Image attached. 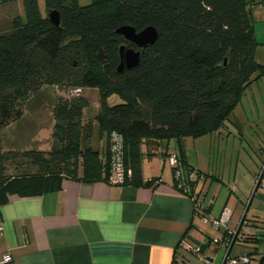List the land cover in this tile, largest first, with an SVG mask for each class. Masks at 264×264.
<instances>
[{
  "label": "trees",
  "instance_id": "trees-1",
  "mask_svg": "<svg viewBox=\"0 0 264 264\" xmlns=\"http://www.w3.org/2000/svg\"><path fill=\"white\" fill-rule=\"evenodd\" d=\"M257 1L44 0L42 14L38 0H21L23 15L13 16L9 31L0 33V128L20 118L44 84L79 91L54 100L56 145L49 151L0 149V205L10 195L56 190L63 178L113 182L114 134L120 137L124 170L123 179L113 183H155L157 178H142L141 144L176 139L181 175L173 177L175 186L200 197L188 175L182 140L218 130L251 81L264 76V64L254 56L259 43L251 8ZM51 11L58 13V25L50 22ZM123 25L137 31L152 26L157 39L139 49L116 31ZM121 45L140 50L136 67L118 70ZM84 89L98 93V110L86 122ZM112 95L121 102L108 104ZM94 123L104 140L100 150L90 145ZM193 207L205 217L203 207ZM222 236L230 244L234 233L225 230Z\"/></svg>",
  "mask_w": 264,
  "mask_h": 264
},
{
  "label": "crops",
  "instance_id": "crops-1",
  "mask_svg": "<svg viewBox=\"0 0 264 264\" xmlns=\"http://www.w3.org/2000/svg\"><path fill=\"white\" fill-rule=\"evenodd\" d=\"M16 2L0 4V9ZM251 10L259 43L254 56L264 64V3L258 0ZM13 16L9 14L7 23ZM256 125L264 127V76L251 81L218 130L183 138L184 150L188 146L197 150L201 176L191 180L206 219L194 213L192 198L175 186L166 153L177 151V141H150L147 153L152 154H143L141 160L143 180L157 178L150 186L63 178L56 190L29 197L10 195L0 205V263L9 255L14 264H202L194 245L202 244L205 254L210 236L201 226L225 216L227 225L219 228L218 241L225 230L234 233L260 174L253 159L226 150L218 140L236 134L246 139L257 133ZM261 135L259 141L264 130ZM184 154L186 162L191 161ZM200 158L207 159V166ZM213 158L218 167L212 166ZM257 189L232 246L238 244L234 254H247L246 264L264 263V192ZM214 239V264H220L224 241Z\"/></svg>",
  "mask_w": 264,
  "mask_h": 264
},
{
  "label": "rangeland",
  "instance_id": "rangeland-1",
  "mask_svg": "<svg viewBox=\"0 0 264 264\" xmlns=\"http://www.w3.org/2000/svg\"><path fill=\"white\" fill-rule=\"evenodd\" d=\"M81 4H87L90 2V0L85 1L81 0ZM18 5V6H17ZM39 9L42 14L46 13L44 0H38ZM18 7V9H16ZM15 16V15H23V7L21 0H18L16 2V6L13 4L9 9H0V33L9 31L10 27V21H8V16ZM11 20V19H10ZM74 92L72 89H64L59 86H52L44 84L40 87V89L32 94L25 106V109L23 110L22 116L7 124L4 127L0 128V149L2 151L5 150H16V151H22V150H28V149H34L39 151L47 152L49 151L54 145H56V142L52 139L51 133H52V127L54 124V120L52 119L51 112H52V106L54 103V100L58 96L67 97L73 95ZM80 94L85 95L89 100V106L84 111L83 121L86 122L89 119H93V116L96 114L98 110V93L96 90H82ZM121 102V99L117 95H112L108 97L107 103L108 104H114ZM93 132L91 136V142L90 145L94 149H101L104 140L99 135V128L98 125L94 123ZM256 127L258 129H256ZM256 127H253L255 130H257V133L254 135H246V139H242L241 136L237 135L232 136L230 135L228 138L219 139L220 143H223L226 145V150H235L239 151L240 155L243 157V155L248 159V161H251L253 159V162L257 165L258 169L257 172L260 173L262 170V167L264 165V137L261 141H259L257 138L263 133L264 127L262 125H256ZM203 136V135H202ZM201 137V136H199ZM208 137V136H207ZM188 139H192L194 137L188 136ZM198 138V137H196ZM206 139V138H205ZM176 141V139H172ZM217 142V141H215ZM178 144V143H177ZM216 145V143H215ZM193 147H186V150H184L188 153V156L191 161H187V165L190 169L189 177L190 179L198 178V176H201L199 170V167L196 165V156L195 152L197 150L192 149ZM141 153L147 154L148 146L145 141L141 144ZM171 149V148H170ZM179 148L177 147V151H170V153H177L179 152ZM179 156V155H178ZM215 158V157H214ZM214 158L212 160V166L215 164L216 167H218L217 162L214 161ZM241 159V158H240ZM203 166H207V159L200 158L199 160ZM13 165L9 166V173H13ZM167 167V165H166ZM169 167V166H168ZM207 177V176H205ZM210 177V176H208ZM211 178V177H210ZM210 178H207L210 179ZM262 185V186H261ZM260 192H264V177L261 179V184L259 185L258 189ZM204 227L201 226L203 229L202 231L207 234V236H210V240L207 238L205 240V243L208 241V245L204 249L206 250L205 254H201L202 252V244H199L197 246L194 245L195 249L197 251V255H199L200 259L202 260L204 257H211L213 258L217 252L216 244L212 241L213 238L220 239L221 238V232L219 228L216 226L210 225V224H203ZM222 229V228H221ZM236 244L230 251L229 256L236 257L242 254H234L236 250ZM214 259V258H213ZM264 264V263H263Z\"/></svg>",
  "mask_w": 264,
  "mask_h": 264
},
{
  "label": "built area",
  "instance_id": "built-area-1",
  "mask_svg": "<svg viewBox=\"0 0 264 264\" xmlns=\"http://www.w3.org/2000/svg\"><path fill=\"white\" fill-rule=\"evenodd\" d=\"M264 3V0H263ZM79 91V89H74L73 92L77 93ZM112 158H111V162H110V177L111 180L113 182H118L121 181L123 179V166L122 163L120 162V158H121V141H120V137L117 134H114L112 137ZM166 161L168 163V165L170 167H174V174L173 177L178 179L181 175V171H180V161L178 156L176 155V153H170L167 157H166ZM262 171V178L264 177V169L261 170ZM129 174V171H128ZM200 198V197H199ZM196 196L192 197L193 200V204L196 208H202V203H200V199ZM196 215H198L197 213H195ZM203 218V217H202ZM203 219H206L205 217ZM211 223L216 226L217 228H221V227H226L227 225V218L225 216H218L217 218L212 219ZM2 231V226H0V232ZM215 243H218L217 239H214ZM228 243V244H227ZM227 244V245H225ZM223 245V244H222ZM224 247H220L221 249H223V258L220 264H246L249 262V257L247 256V254H242L236 257H231L229 256V254L226 256V252H227V248L229 246V242L225 241L224 242ZM193 252H195L196 250L193 249ZM11 258L9 255H5L3 262H8L10 261ZM202 264H214V259L211 257H204L202 259Z\"/></svg>",
  "mask_w": 264,
  "mask_h": 264
},
{
  "label": "water",
  "instance_id": "water-1",
  "mask_svg": "<svg viewBox=\"0 0 264 264\" xmlns=\"http://www.w3.org/2000/svg\"><path fill=\"white\" fill-rule=\"evenodd\" d=\"M48 18H49L51 23H53L55 25L59 24V15L56 11L49 12ZM116 31L119 34H121L125 40L134 44L139 49L153 44L156 41L157 35H158L156 29L152 26H147V27L137 31L134 27H132L130 25H123V26L119 27ZM119 53H120L121 60H120V63L118 65V70H121L123 68V66L130 69V68H134L138 65L139 57H140V50H136L132 47H125L124 45H121L119 48ZM262 169H264V165H263ZM261 179H262V171L260 172V174L257 178L255 187L252 191L250 199H249V201L246 205V208L244 210V213L241 217L240 224L238 225L237 229L235 230L234 237L232 238V240H231V242L227 248L226 256L231 251L233 243L235 242L236 236L239 232L241 224H242V222L245 218L246 212L249 208L251 199L254 196V193H255Z\"/></svg>",
  "mask_w": 264,
  "mask_h": 264
}]
</instances>
